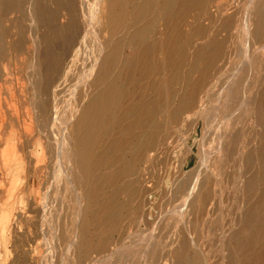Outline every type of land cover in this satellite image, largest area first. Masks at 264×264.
<instances>
[{
	"label": "bare ground",
	"instance_id": "bare-ground-1",
	"mask_svg": "<svg viewBox=\"0 0 264 264\" xmlns=\"http://www.w3.org/2000/svg\"><path fill=\"white\" fill-rule=\"evenodd\" d=\"M0 264H264V0H0Z\"/></svg>",
	"mask_w": 264,
	"mask_h": 264
},
{
	"label": "rangeland",
	"instance_id": "rangeland-1",
	"mask_svg": "<svg viewBox=\"0 0 264 264\" xmlns=\"http://www.w3.org/2000/svg\"><path fill=\"white\" fill-rule=\"evenodd\" d=\"M184 134H185V131H182L181 137L179 139H183L186 136ZM211 143L212 142L210 138L207 137V140L205 142V147L209 148ZM177 146H179V148H177L176 151L174 152L166 151L164 155H161V158L158 160V164L156 165L155 173H154V184L158 190L163 191L164 181L166 180L165 177L168 173H170L171 175L173 173L183 171L182 165L187 158L191 157L193 159V163L190 167H188V169H190L192 166L196 164L197 158L195 154L197 153L198 147L193 150L194 151L193 153H191L190 150H187L186 148L182 147V144L180 141ZM164 200L162 198H159L158 202L155 205L156 212H158L160 208L166 206L165 202L167 201L166 200L164 201Z\"/></svg>",
	"mask_w": 264,
	"mask_h": 264
}]
</instances>
